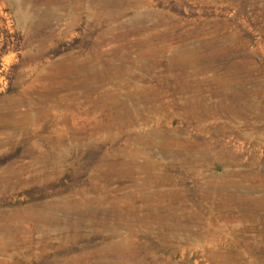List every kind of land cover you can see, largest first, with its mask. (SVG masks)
<instances>
[{
  "label": "rangeland",
  "instance_id": "rangeland-1",
  "mask_svg": "<svg viewBox=\"0 0 264 264\" xmlns=\"http://www.w3.org/2000/svg\"><path fill=\"white\" fill-rule=\"evenodd\" d=\"M1 262L264 264V0H0Z\"/></svg>",
  "mask_w": 264,
  "mask_h": 264
},
{
  "label": "bare ground",
  "instance_id": "bare-ground-1",
  "mask_svg": "<svg viewBox=\"0 0 264 264\" xmlns=\"http://www.w3.org/2000/svg\"><path fill=\"white\" fill-rule=\"evenodd\" d=\"M1 228H2V227H1ZM3 228H5V230H6V227H3ZM19 248H20V247H19ZM0 264H4V263L1 262Z\"/></svg>",
  "mask_w": 264,
  "mask_h": 264
}]
</instances>
